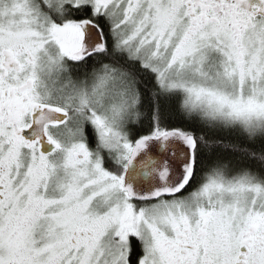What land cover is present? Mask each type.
<instances>
[{
    "label": "snow or ice",
    "instance_id": "obj_1",
    "mask_svg": "<svg viewBox=\"0 0 264 264\" xmlns=\"http://www.w3.org/2000/svg\"><path fill=\"white\" fill-rule=\"evenodd\" d=\"M0 264H264V0H0Z\"/></svg>",
    "mask_w": 264,
    "mask_h": 264
}]
</instances>
